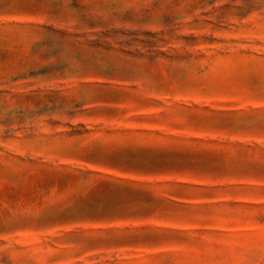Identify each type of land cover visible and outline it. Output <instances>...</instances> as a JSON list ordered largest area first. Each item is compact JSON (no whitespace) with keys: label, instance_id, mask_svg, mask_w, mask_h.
Here are the masks:
<instances>
[{"label":"rangeland","instance_id":"obj_1","mask_svg":"<svg viewBox=\"0 0 264 264\" xmlns=\"http://www.w3.org/2000/svg\"><path fill=\"white\" fill-rule=\"evenodd\" d=\"M0 264H264V0H0Z\"/></svg>","mask_w":264,"mask_h":264}]
</instances>
